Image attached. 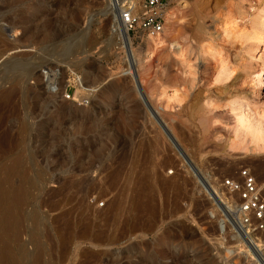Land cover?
Masks as SVG:
<instances>
[{
    "label": "rangeland",
    "instance_id": "rangeland-1",
    "mask_svg": "<svg viewBox=\"0 0 264 264\" xmlns=\"http://www.w3.org/2000/svg\"><path fill=\"white\" fill-rule=\"evenodd\" d=\"M263 2L167 0L127 44L114 0H0V264H264L220 186L264 184L233 141L240 115L264 130Z\"/></svg>",
    "mask_w": 264,
    "mask_h": 264
},
{
    "label": "built area",
    "instance_id": "built-area-1",
    "mask_svg": "<svg viewBox=\"0 0 264 264\" xmlns=\"http://www.w3.org/2000/svg\"><path fill=\"white\" fill-rule=\"evenodd\" d=\"M115 2L124 30L143 31L152 36L162 32L167 0H143L140 7L133 0ZM65 96L71 97V91L66 92ZM220 186L235 207L239 228L249 239H263L264 184L258 180L256 172L247 165L241 166L236 172L224 177Z\"/></svg>",
    "mask_w": 264,
    "mask_h": 264
},
{
    "label": "bare ground",
    "instance_id": "bare-ground-1",
    "mask_svg": "<svg viewBox=\"0 0 264 264\" xmlns=\"http://www.w3.org/2000/svg\"><path fill=\"white\" fill-rule=\"evenodd\" d=\"M123 0H119V2L121 3ZM264 1V0H263ZM140 2H142V0L140 1ZM114 4H115V6H116V2H115V0H114ZM111 6H112V4H111ZM117 8V7H116ZM256 11H255V13L252 15L253 16V18L251 19V23H252V31L250 32V33H248V38L249 39H251L253 42H254V44H256V47L257 46H260V48H259V55H257L258 56V58L257 59H259L260 60V62H261V68H260V70L259 71H257V72H255V75H254V80L257 82V85L259 84V85H264V2L261 4H259L256 8ZM118 10V9H117ZM120 19V18H119ZM118 27L121 29L122 28V30L126 33L125 34V36H124V38H125V41H126V43L128 44V42L131 44V40H130V37L128 36L129 34H128V32L126 31V30H124L123 29V27H122V24H121V21L120 22H118ZM180 35V34H179ZM156 37V36H155ZM155 40H157V39H155ZM200 41V40H199ZM177 42V41H176ZM162 44V43H161ZM253 44V45H254ZM173 46V48L177 51V52H179L180 54H184V51L186 50L185 49V46H184V44L183 43H179V42H177V43H174V44H172ZM165 46V45H164ZM188 46V45H187ZM131 47H132V45H131ZM163 47V46H162ZM254 48V47H253ZM132 52H133V54H132V56L130 55V57H131V62H132V68L134 69V78L137 80V82H138V85H139V88H140V86L142 85V82H141V80H140V77H139V71H138V59L136 58V55L134 54V50L132 49ZM133 64H135V66H133ZM137 66V67H136ZM137 68V69H135V68ZM223 69H225V68H223ZM222 72H224L225 74H226V76H225V74H224V76H225V78L229 75V74H227V72H228V70L226 69V72H225V70H223ZM222 72H220L221 74H222ZM78 79V86H80V84H82L81 83V81H80V78H77ZM191 82V81H190ZM141 93H143L142 92V90H141ZM173 97L171 96V95H166V101H167V103H169V102H171V101H173V99H172ZM239 106V104L238 105H236V107H238ZM200 107V106H199ZM165 108V107H164ZM166 112V111H165ZM163 114V113H162ZM167 115V114H166ZM165 115V116H166ZM163 116H164V114H163ZM164 116V117H165ZM166 117H168V116H166ZM206 118V117H205ZM169 119V118H168ZM177 119V118H176ZM173 121V120H172ZM238 126H237V128H236V132L238 131V133H236L235 134V138L233 139V141L235 142V144H237L236 142H239L240 143V145L242 146L243 145V147L244 148H248L249 149V145H253V149L254 150H257V149H259V150H261V151H263L264 150V130L262 129V128H260V127H257V126H254V124L251 122V121H249L248 119H247V117H245L244 115H240V118L238 119ZM234 144V143H233ZM1 192V191H0ZM2 194H4L3 192H2ZM0 195H1V193H0ZM2 196V195H1ZM0 196V197H1ZM223 197V196H222ZM224 198V197H223ZM1 201V200H0ZM139 206V205H138ZM142 207V206H141ZM139 223H137L136 225H134L131 229H130V231H129V233H130V235H137V234H139V231L141 230V229H143L141 226H139L138 225ZM149 230V229H148ZM126 231V230H125ZM142 231V230H141ZM140 231V232H141ZM120 238H121V236H120ZM123 238V237H122ZM116 239V238H115ZM116 240H118V239H116ZM255 240V239H254ZM262 240V239H261ZM261 240H255V241H257L258 243H257V245L260 243V241ZM112 242V241H111ZM140 242V241H139ZM3 249L2 248H0V252L2 251ZM2 252H4V251H2ZM2 254V253H1ZM1 257V256H0ZM113 261V260H112ZM111 261V262H112ZM115 262V261H114ZM104 264V263H103Z\"/></svg>",
    "mask_w": 264,
    "mask_h": 264
}]
</instances>
